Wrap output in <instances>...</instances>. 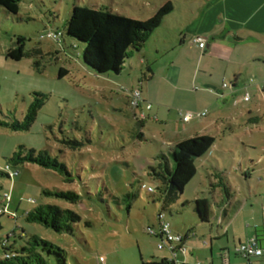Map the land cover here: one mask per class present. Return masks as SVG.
I'll use <instances>...</instances> for the list:
<instances>
[{
  "label": "rangeland",
  "instance_id": "obj_1",
  "mask_svg": "<svg viewBox=\"0 0 264 264\" xmlns=\"http://www.w3.org/2000/svg\"><path fill=\"white\" fill-rule=\"evenodd\" d=\"M168 1L175 7L173 16L169 17V24L152 34L144 49L156 58V49L162 46L158 41H168V37L174 38L180 33L177 29L186 23L187 10L191 9L189 4L197 0H22L18 16L0 8V168L10 174L19 172V176L12 179L0 178V186L4 188L2 194L10 195L9 213L17 215L16 221L9 215L1 218L0 237L6 239L13 232L15 235L9 241L10 247L15 246L20 251L21 247L27 246L30 236L37 235L63 249L66 264H102L101 258L112 255L120 256L124 264H131L134 255H140V246L145 248V245L152 254L167 256V249L159 252L157 240L147 233L150 227L159 228L161 212L165 213L166 221L175 232L183 237L190 234L191 242H210L211 238L213 242L227 241V237L215 238L222 230L212 217L208 223L200 221L192 201L199 197L213 206L226 200L224 188L219 185L223 176L215 177L216 168L224 170L226 159L236 158L240 162L243 158V173L238 174L239 178L229 172L225 175L230 178L232 186L227 187L233 198L240 194L239 187H243L245 197L250 198L245 173L251 175L253 191L258 189L259 179L264 177V103L261 99L257 96L252 102L258 105L260 113L243 116L231 126L227 125L234 129L231 133L234 155L223 154L221 146H228L230 142L225 143L218 133H214L216 145L205 160L196 161L197 175L185 188L180 201L163 211L159 190L162 183L152 177L150 168L157 166L161 154H169L168 142L176 139L180 132L191 134L214 118L209 113L210 116L190 125L183 124L180 119L183 112L197 113L190 108L192 93L201 95L202 103L209 101L203 94L208 91L207 84L199 82L197 92L190 85L187 90L191 93L174 90L161 93L163 115L158 116L159 122L147 120L140 129L128 103L133 90L140 88L138 55L134 53V58L126 61L119 75H99L84 62L85 46L66 34V25L75 6L110 9L131 19L145 21ZM50 31L64 34L61 44L41 38ZM18 37L26 39L27 53L38 51V54L26 56L21 61L8 59L7 52L16 46ZM189 47L182 49L183 54L178 50L157 55L158 64L153 63V68L158 72V78L152 85L159 83V73L166 71L167 64L175 56L189 57L190 49L195 45ZM62 70L67 71V75L60 79ZM225 80L230 83L229 79ZM142 85L145 90L146 83ZM35 93L45 95L47 100L30 130L15 132L7 128L6 124L24 120ZM213 99L221 101L217 96ZM154 107L156 109L158 105L154 104ZM155 112L152 117L156 116ZM137 113L142 114L141 109ZM226 133L229 136L230 131ZM63 142L84 145L71 150ZM20 147L37 152L46 150L58 157L68 167L74 182L68 184L65 177L33 164L7 170L8 159ZM251 160L257 162V166L253 167ZM218 161L222 163L220 167ZM148 188H153L154 193H148ZM43 190L74 191L81 200L71 204L47 198ZM128 195L134 197L128 199ZM184 202L189 204L183 206ZM48 204L81 216L82 221L75 227L74 234L61 235L26 222V213ZM22 230L26 233L24 239H20ZM205 250L208 252L209 247ZM4 255L0 246V258ZM46 259L47 264H59L56 255ZM201 262L206 264V260Z\"/></svg>",
  "mask_w": 264,
  "mask_h": 264
},
{
  "label": "crops",
  "instance_id": "obj_2",
  "mask_svg": "<svg viewBox=\"0 0 264 264\" xmlns=\"http://www.w3.org/2000/svg\"><path fill=\"white\" fill-rule=\"evenodd\" d=\"M191 4H189L191 9L187 10L188 16H186L185 25H180L181 28L177 29L180 33L174 38L168 37V41H158L162 46L156 49V58L145 53L144 50L142 54L138 55L140 75L147 76L146 72L148 74L152 72L153 76L151 80L145 82V90L143 85L139 84L144 104L140 108L142 114L137 113V115L146 121L159 122L158 116L163 115L161 93H169L172 90L176 93H191L187 90L190 85L194 86L193 91L197 92L196 86L199 82L207 84L206 90L208 91H203V94L208 97L209 101L202 103V96L192 93L190 108H194L197 113L203 111H207L208 115L212 113L211 115L217 119L213 118L215 120L213 121L210 118L202 128L191 134L183 135L180 132L176 139L168 142V145L171 147L182 140L197 136L214 137V133H218L225 143L230 142L228 146H221L223 154L225 156L226 154L234 155L232 151L234 147L231 145L233 140L231 133L234 129L227 125L231 126L243 116L260 113L258 105L252 104L253 98L258 96L264 103V0H197ZM169 21L168 17L165 24H169ZM198 36L206 39L204 50L192 41ZM192 44L195 47H191ZM187 46L191 47L189 57L176 58L175 56L167 64L166 71L159 73V83L155 86L152 85V82L158 78V72L153 68V63L158 64L157 55L175 53L178 50L180 54H183L182 49ZM131 58H134L133 55ZM130 69L134 70L132 67ZM221 78H223L222 83H220ZM225 79H229L230 83L227 84ZM224 84H227L228 87L224 88ZM153 90L157 92H153ZM248 95L250 99L247 101ZM216 96L221 100L220 102L213 99ZM187 100L185 99V101ZM147 103L152 105L151 110L146 108ZM154 104L158 105L156 109ZM154 111H156V116L152 117ZM183 114L186 113L183 112ZM206 117H194L188 123L183 122L182 116L180 119L183 124L190 125ZM227 131H230L229 136ZM210 152L201 161L205 160ZM241 160L243 161V158ZM241 160L239 162L236 158L229 161L226 159L224 160L226 165L224 170L216 168V171L222 173L225 178L227 172L239 178L238 174L243 173ZM250 162L253 167L257 166V162L252 160ZM218 163L220 167L222 163L220 161ZM243 176L249 186L250 198L245 197L246 193L243 187H239L240 194L233 198L229 194V187H227L229 184L232 186L230 178H226L228 184H225L227 180H223V184L228 191V195H226L228 201L222 200L221 203H216L213 206L209 203L210 217L217 221L222 230L221 234L215 238L227 237V241L213 242L211 238L210 242H191L193 239L189 234L184 243L186 252L178 250V260L185 264H203L201 260H206V264H244L247 261L238 253L241 244L257 239L264 249V177L261 176L258 189L253 191L250 173H245ZM198 198L196 197L194 200ZM222 227H225V230ZM154 239L157 240V250L166 252V249H158L159 239ZM207 247H209L208 252L205 250ZM166 253L167 256L162 253L152 254L147 245L145 248L140 246V255H134L131 264H160L162 261L172 258L171 251ZM251 262L252 264H264V256L251 259ZM102 264L124 263L120 256L112 255L105 258Z\"/></svg>",
  "mask_w": 264,
  "mask_h": 264
},
{
  "label": "trees",
  "instance_id": "obj_3",
  "mask_svg": "<svg viewBox=\"0 0 264 264\" xmlns=\"http://www.w3.org/2000/svg\"><path fill=\"white\" fill-rule=\"evenodd\" d=\"M21 2L22 0H0V8L8 14L18 16L21 10ZM174 8L172 2L168 1L157 10L154 16L148 20L140 21L120 15L110 9H93L75 6L66 25V34L74 42L81 43L85 46L83 52L84 62L97 74L107 75L112 73L119 75L124 70L126 61L131 59L134 53L137 55L142 54L146 42L151 39L153 33L165 24L168 17L174 12ZM50 32L42 35L41 38L43 39ZM63 37L64 34L62 33L61 38ZM25 41L26 39L24 37H18L16 46L8 50L6 57L13 61H21L26 56L38 54V51L27 53L25 50ZM57 43L61 44V41ZM66 75L67 71L62 70L59 78H64ZM152 76V72L147 74V76L145 74L142 75L140 84L142 85L151 80ZM136 90L140 91L139 89ZM33 96L34 100L29 106L24 120H15L11 124H6L5 126L7 128L15 132L30 130L36 121L39 110L47 100V97L41 93H35ZM133 112L137 120V126L142 129L146 120L141 119L137 115V110H133ZM140 138H143L142 134H140ZM215 142L216 139L209 135L185 139L171 146L168 155L161 154L158 157L159 163L155 168L152 167L150 169L152 177L162 183V187L159 190L162 193L163 211L169 210L180 201L185 188L197 175L196 161L203 159L212 150ZM63 143L71 150L80 149L84 145L79 142ZM8 164V170L11 167L18 168L25 164L37 165L45 170L53 171L65 177V182L68 184L74 182L73 176L66 164L62 163L58 157H53L46 150L37 152L34 149L28 150L25 147H20L8 159ZM216 172L215 177L220 179L222 173L219 171ZM14 173H17V176H19L18 171ZM0 178L12 179L11 174L1 168ZM220 180L219 185L224 188L225 194L228 195V191L223 184V177ZM3 189V186H0V206L5 208L7 207V202L5 201L6 194H2ZM43 195L47 198H55L71 204H76L81 200L80 195L74 191L43 190ZM133 197V195L127 196L128 199ZM227 201L228 198L224 202ZM188 204L183 203V206ZM192 204L195 207V212L200 221L208 223L210 221L209 202L205 199L198 198ZM160 214L165 215L162 212ZM5 215L7 214L0 212V232L3 229L1 218ZM12 220L16 221L17 218ZM25 220L29 224L43 226L57 234L71 235L74 234L75 227L82 221V218L74 211L48 204L40 205L26 213ZM158 221L160 228L159 218ZM149 229L157 231L154 228ZM22 233L23 235L20 239H24L23 237L26 234L24 230H22ZM148 235L151 236L149 233ZM14 236L13 232L6 239L0 237V246L5 253L3 258H0V264H47L46 258L50 255L58 256L59 264H66L65 251L37 235L30 236L27 240V246L21 247L20 251L15 246L10 247L9 242L6 243V246L2 245L1 241H10ZM188 236L189 234L184 237V243ZM151 237L159 239L158 236ZM7 253H12L13 257L11 256L10 259H7ZM160 264H168V261H162Z\"/></svg>",
  "mask_w": 264,
  "mask_h": 264
},
{
  "label": "built area",
  "instance_id": "obj_4",
  "mask_svg": "<svg viewBox=\"0 0 264 264\" xmlns=\"http://www.w3.org/2000/svg\"><path fill=\"white\" fill-rule=\"evenodd\" d=\"M62 37L61 32H50L48 33L43 39H50L54 42H60ZM193 43L197 44L200 49L204 50L206 48V39L203 37H196L193 39ZM228 85L224 84V88H227ZM250 99L249 95L247 96L246 100L248 101ZM142 99V93L138 90H135L132 95L130 96L129 105L130 108L133 110H138L142 107L143 104ZM146 108L148 110H151L152 105L150 103H147ZM183 118L184 123L190 122L194 117H206L208 115L207 111H203L201 113H186V114H180ZM8 170V169H7ZM17 176V173H11V178H15ZM148 193L152 194L154 193L153 188L147 189ZM10 199V195L6 193L5 195V201L8 202ZM0 212L7 214L10 216L11 219H16L17 215H13L9 213L8 206L5 208H2L0 206ZM160 219V228L159 230L155 231L152 229H148V233L151 236H158L159 237V244L158 249L159 250H165L172 252V258L168 261V264H185L184 262L178 260L177 253L178 250L185 253L186 249L184 248V237L180 234H176L173 229L171 228V225L166 221V217L164 214H160L158 216ZM9 242V240L1 241L3 246H6V243ZM178 247V249H177ZM238 253L247 261L244 264H252L251 259H257L262 258L264 256V249L261 247L259 241L257 239H252L248 241L245 244H241L238 248ZM13 257L12 253H7L6 258L10 259V257ZM101 262H104V259L101 258Z\"/></svg>",
  "mask_w": 264,
  "mask_h": 264
}]
</instances>
